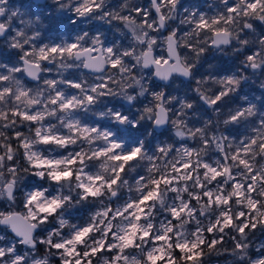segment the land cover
Masks as SVG:
<instances>
[{"label":"clouds","instance_id":"clouds-1","mask_svg":"<svg viewBox=\"0 0 264 264\" xmlns=\"http://www.w3.org/2000/svg\"><path fill=\"white\" fill-rule=\"evenodd\" d=\"M0 264H264V0H0Z\"/></svg>","mask_w":264,"mask_h":264}]
</instances>
